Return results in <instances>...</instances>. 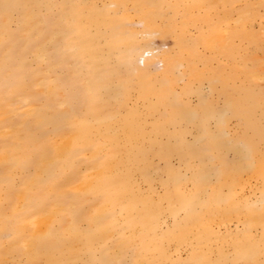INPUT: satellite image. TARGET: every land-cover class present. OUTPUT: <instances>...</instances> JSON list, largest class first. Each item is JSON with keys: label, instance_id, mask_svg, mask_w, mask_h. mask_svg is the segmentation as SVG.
<instances>
[{"label": "bare ground", "instance_id": "1", "mask_svg": "<svg viewBox=\"0 0 264 264\" xmlns=\"http://www.w3.org/2000/svg\"><path fill=\"white\" fill-rule=\"evenodd\" d=\"M127 261L264 264V0H0V264Z\"/></svg>", "mask_w": 264, "mask_h": 264}, {"label": "rangeland", "instance_id": "2", "mask_svg": "<svg viewBox=\"0 0 264 264\" xmlns=\"http://www.w3.org/2000/svg\"><path fill=\"white\" fill-rule=\"evenodd\" d=\"M160 42H161V41H158V44H160ZM167 42H168V43H167ZM169 43H171V44H169ZM161 44H165V46L168 44L166 47H170V46L172 45V42H171L170 40H166V41L161 42ZM116 213H117V214H116ZM98 214L101 215L102 213H98ZM114 214H115L116 217H118V219H121V220H124V218H120V215H121V217H126V216H124V214H123V216H122V213H120V212L117 211V210L115 211ZM119 214H120V215H119ZM94 215H95L96 217H99V216H100V215H97V214H94ZM117 215H118V216H117ZM90 216H91V215H90ZM95 216L92 215L91 217H95ZM232 225H233V227L235 226V224H232ZM133 230H134V229H133ZM134 231H136V230H134ZM99 232H100L101 234H103V229L101 230V228H99ZM130 232H131V230H129V236H128L129 239H131V235H132L133 233H134L135 235L138 234V232H136L137 234H136L135 232H133V233H132V232L130 233ZM133 236H134V235H133ZM110 238H112V239L110 240ZM123 239H124V241H125V238H123ZM123 239H122V240H123ZM126 239H127V238H126ZM107 240L109 241V243L106 241V242H107V243H106V247L109 249V251H111V250L113 251V249H114L115 247L117 248V247H119V246L122 244V246H121V248H122L121 252H119L120 250L118 251V250L115 248V250H114L115 253H116L117 251L119 252V253H118V252L116 253L117 256L115 255V258H118V257H119V254L124 253V250H125V249H124V248H125L124 245H125V243H120V245H119V244H117V241H116L113 237H108ZM124 241H123V242H124ZM126 241H127V240H126ZM132 241H133V240H132ZM118 242H119V241H118ZM121 242H122V241H121ZM137 242H139V241H135V243H137ZM114 251L111 252L113 255L115 254ZM129 263L131 264L130 261H129V262H128V261L126 262V264H129Z\"/></svg>", "mask_w": 264, "mask_h": 264}]
</instances>
